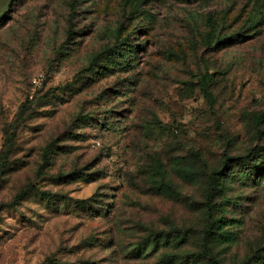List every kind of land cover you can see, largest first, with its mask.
Wrapping results in <instances>:
<instances>
[{
    "label": "rangeland",
    "instance_id": "1",
    "mask_svg": "<svg viewBox=\"0 0 264 264\" xmlns=\"http://www.w3.org/2000/svg\"><path fill=\"white\" fill-rule=\"evenodd\" d=\"M261 114L264 0H0V264H208L212 171L210 252L264 264Z\"/></svg>",
    "mask_w": 264,
    "mask_h": 264
},
{
    "label": "trees",
    "instance_id": "2",
    "mask_svg": "<svg viewBox=\"0 0 264 264\" xmlns=\"http://www.w3.org/2000/svg\"><path fill=\"white\" fill-rule=\"evenodd\" d=\"M73 12H74V7H73V3H71V16H73ZM206 23L208 26V32L206 35L205 45L210 46L212 36L214 33V25H213V21L209 17L207 18ZM230 40L231 39H229V38H224L223 42H228ZM200 87H201V91L204 94L205 98L210 103H212L213 98H212V95L208 89V80L206 77H203L202 80L200 81ZM263 119H264V114H261L257 119V125H259ZM12 138H13V135L6 133V140H5L6 149L0 155V157L3 161L2 167H5V163L7 162L8 155L11 152V148L13 145ZM53 147H54L53 143H50L46 146V149H45L44 153L42 154L43 164H42L41 168H43L45 166V164L48 160V157H49L48 156L49 151L51 149H53ZM43 175L44 174H42L41 172L38 173V177H41ZM220 176H221V171H212L208 176L206 189L204 191L205 227L202 231V237L199 240L200 241V252L197 255L199 257L207 260L206 262L208 264H220L219 260L210 252V249L207 246L208 242L210 241L211 237L213 236V234L215 232L216 227L219 224V219L215 216L216 210H215L214 194H215V191L219 185ZM24 193L25 192H23L22 195ZM41 197L44 199H56L57 198V196L50 195L47 192L42 193ZM186 239H187V237H181L180 238V240L182 242L185 241ZM164 261H167L169 263H173L176 261V259L173 257H170V256H165Z\"/></svg>",
    "mask_w": 264,
    "mask_h": 264
}]
</instances>
